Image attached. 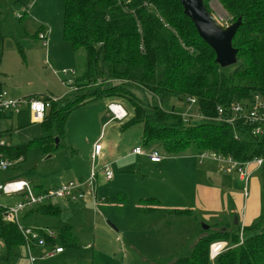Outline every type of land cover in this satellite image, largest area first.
<instances>
[{
  "label": "trees",
  "instance_id": "obj_1",
  "mask_svg": "<svg viewBox=\"0 0 264 264\" xmlns=\"http://www.w3.org/2000/svg\"><path fill=\"white\" fill-rule=\"evenodd\" d=\"M30 1L13 0L26 7L25 14ZM61 1L63 38L73 50L82 49L85 55V71L75 81L80 90L55 101L43 94L31 95L49 101L40 122L45 135L25 144L0 145L2 156L11 160L21 157V162L32 145L43 153L55 151L60 144L55 147L51 130L55 128L61 138L71 110L106 99L126 110L121 120L123 129L140 124L143 144L157 141L170 156L194 148L197 153L208 150L240 163L264 157V131L253 134L251 125L240 120L232 124L210 120L193 123L185 121L183 110L164 107L172 99L193 98L198 112L214 117L217 106L224 107L225 115H229L227 109L232 103L249 100L255 94L264 97V0H217L230 23L238 18L241 21L232 38L237 50L232 70L215 62L213 49L199 37L178 0ZM209 1L203 4L211 11ZM4 38L0 31V42ZM16 46L23 55L19 42ZM132 87L147 94V100L136 97ZM141 203L138 210L144 215L158 212L166 217L191 216L198 224L196 237L187 249L170 256V264H264V218L243 226L233 221L217 224L218 229L211 232V225L207 230L201 228L203 220L193 209L165 208L154 197ZM61 214L60 203H49L31 208L23 216L56 218L53 226L34 228L54 233V239L46 234L47 247H76L71 226ZM215 240L226 241L228 248L211 262L209 244ZM0 241L4 247L0 262L11 264L15 249L24 239L15 224L1 218Z\"/></svg>",
  "mask_w": 264,
  "mask_h": 264
},
{
  "label": "rangeland",
  "instance_id": "obj_2",
  "mask_svg": "<svg viewBox=\"0 0 264 264\" xmlns=\"http://www.w3.org/2000/svg\"><path fill=\"white\" fill-rule=\"evenodd\" d=\"M209 6L220 17L225 15L217 0H210ZM25 11V6L13 0H0V31L5 36L4 41L0 42L2 90L12 98L29 97L32 94L59 98L78 92L80 88L76 87L75 81L85 71V55L82 49L73 50L63 38L62 1L31 0L26 14ZM41 27L51 30L47 47L36 35ZM16 42L22 46L23 55L17 49ZM234 66H228L226 70H232ZM62 70L73 71L74 74L65 75ZM131 89L143 102L147 100V94L143 91ZM107 104L108 100L99 99L71 110L65 119L61 138L57 136L55 128L50 132L59 138L60 145L55 151L43 153L39 147L32 145L26 151L24 160L1 175L3 181L27 179L31 186L37 185L33 187L35 191L76 180L89 173L92 162L89 148L93 146L92 142L99 132H102L101 136L104 135V139H101L103 155L96 160L95 168L99 172L97 197L102 200L106 198L108 205L102 207L105 205L100 201L95 206L89 197L81 202L67 199L55 201L62 205L61 218L70 224L77 246L64 248L63 252L53 257L39 258L35 264H170V256L187 249L196 237L198 224L193 217H166L158 212L144 215L138 208L143 206L141 198L154 196L162 207H190L195 208L198 214L195 184L201 175L196 172L192 177L185 171L182 161H193L196 167H204V164L211 162L206 159L202 162L204 166H201L196 158H190L196 153L194 148L170 156L157 141L143 144L142 126L136 124L123 129L122 121L112 118ZM172 106L189 115L197 112L195 104H189L187 100L172 99L164 105L167 109ZM43 135L41 123L31 121L28 106H23L19 113L7 111L0 117V139L6 144H25ZM72 145L75 151H71ZM135 146L143 153H133ZM153 151L162 156L161 165L151 164L147 160L145 153ZM121 155L123 157L117 164H110L114 178L105 180L100 169L107 164L106 156L117 158ZM254 175L259 184L257 195L260 202L255 219H261L264 218V166L257 168ZM229 184V189L236 190L238 187L241 191L240 185ZM17 200V196L0 195L3 204H13ZM23 215L21 213L19 218L25 226H53L58 222L56 218H26ZM236 216L239 217L238 214ZM224 217L230 224L234 216ZM219 219H202L201 223L211 225L212 232L218 229L220 224L214 222ZM239 222H243L241 216ZM15 254L14 260L17 261L19 249L15 250Z\"/></svg>",
  "mask_w": 264,
  "mask_h": 264
},
{
  "label": "built area",
  "instance_id": "obj_3",
  "mask_svg": "<svg viewBox=\"0 0 264 264\" xmlns=\"http://www.w3.org/2000/svg\"><path fill=\"white\" fill-rule=\"evenodd\" d=\"M218 2V1H217ZM210 7V6H209ZM213 8H210V12L213 13L216 20L223 26L230 24V17L225 12V15L220 17ZM223 9V8H222ZM224 10V9H223ZM51 30L44 27L39 33L38 38L43 42V46H48ZM63 74H74L73 71L67 70L61 71ZM69 82V80H68ZM57 98H51L55 101ZM189 104H195V99L187 98ZM27 105L31 114L32 122H41L44 114L49 106V101L39 99L35 96L12 98L8 96L5 90L0 91V112H15L19 113L21 108ZM108 110L115 120H123L126 117V110L124 107L115 102H111L108 105ZM225 108L217 106L216 116L209 117L196 112L192 115L182 113L185 121L198 120L202 121H220L228 124H232L238 120L243 123L250 124L253 134H259L264 131V97L259 94L253 95L249 100L238 101L232 103L227 111L229 115H225ZM237 137V136H235ZM4 143L0 141V145ZM101 143L98 141L93 143L92 146V166L88 176L81 180H71L65 183H61L56 186L43 188L35 191L33 187L25 179H13L3 181L1 175L11 169H13L17 163L20 162L21 157L17 160L7 159L0 153V195L6 197L17 196L18 200L13 204H3L0 201V218L9 223L16 225L18 231L21 233L24 243L23 247L26 251V257L29 264H35L39 258L53 257L56 254L63 252V248L60 246L47 247L46 246V234L54 239L55 235L50 229H36L34 227L25 226L20 222V214L25 211L45 204H55V201L61 199H67L69 201H85L89 197L95 206L99 205L102 199L97 197V176L98 170L95 168L94 160L100 155ZM135 154H142V150L139 147L132 149ZM145 156L151 162H159L162 160L156 152L145 153ZM198 162L202 163L204 160H211L223 165V170L226 173L236 172L237 176L243 182V192L247 196V186L250 173L253 169H257L264 166V157H254L253 159L240 163L233 160L230 156L223 157L217 153L202 150L197 153ZM250 167H253L250 169ZM100 172L103 174L105 180H111L113 178V170L110 164H104ZM241 241V234L239 235ZM89 247V245H87ZM228 248V243L224 240H215L209 244V260L213 261L219 254ZM33 249H39L38 252Z\"/></svg>",
  "mask_w": 264,
  "mask_h": 264
},
{
  "label": "crops",
  "instance_id": "obj_4",
  "mask_svg": "<svg viewBox=\"0 0 264 264\" xmlns=\"http://www.w3.org/2000/svg\"><path fill=\"white\" fill-rule=\"evenodd\" d=\"M32 95H38V94H32ZM61 96H63V95H61ZM24 106L27 107V105H24ZM4 114H5V112H0V117L4 116ZM109 120H111V118ZM101 133L102 132H99L98 136H96L95 140L92 142V145L97 140H99V142L101 143V139H104V135L101 136ZM0 141L3 142L5 145H12V144H6L2 139H0ZM135 147H138V146H135ZM71 151H75V148L73 145L71 146ZM89 152H90V158H91L92 146H91V149L89 148ZM102 155H103V146L101 144V152H100V155L95 158L94 165L96 163V160L98 158L100 159L102 157ZM137 155H139V154H137ZM121 157H123V155L117 156V158L112 157V156H106L105 160L107 161L106 162L107 164L114 165L117 161H119V159ZM189 157L190 158H192V157L196 158L197 162H198L197 152L193 156H189ZM146 158H147V160H149L147 156H146ZM91 160H92V158H91ZM149 162L151 164H160L161 165V163L163 161L161 160L159 162H151L149 160ZM165 162H168V161H165ZM182 162H183L182 163L183 166L185 167V171L188 172L189 174H191L192 177L195 176L196 172H198V175H201V176H198V183L195 184V191L198 193V204L195 207L198 209V214L201 216L202 219L221 218L219 220H215L214 223H216V224H227L229 222V220H227V218L224 216L231 215V217H233V216L238 214V216H239L238 217V223H240L241 226L248 224V223H251L252 221H254L256 219H259V218L255 219V217L258 215L259 210H260V202H259V197L257 195L259 184H258V180H257L256 176L254 175V173H256V169H253L250 173V176H251L250 183H248V186H247L248 195L245 196L244 192H243V187H244L243 182L237 176L236 172H235V174L234 173L233 174H229V173L227 174L223 170L224 169L223 165L219 164L218 162H214V161L209 160V162H211V163L204 164L205 166L203 165V163L198 162L199 164H201V166H204V167H196V165H194L193 161H190V160H186V161H182ZM92 163H93V161L91 162V166H92ZM91 166H90V170H91ZM90 170H89V172H90ZM88 174H86L84 176H80L76 180L84 179L88 176ZM113 178H114V173H113ZM201 178L203 180H201ZM97 179H98V176H97ZM25 180L29 183V181L27 179H25ZM111 180H109V181H111ZM234 181H236V182H234ZM229 182L234 183L236 186L240 185L241 191L239 192L238 187L236 190H233L231 188L229 189V187H230ZM213 183H215V185H217V186L213 185ZM97 185H98V183H97ZM34 186H37V185H33L32 187H34ZM41 189H43V188H41ZM97 191H98V187H97ZM150 197H154V196H150ZM147 198H149V197H147ZM154 198H156V197H154ZM141 199H145V198H141ZM79 202H81V201H79ZM102 202H104V205H105L102 207H106L108 205V203H107L108 200L106 198H103ZM58 203H60V202H58ZM189 209L195 210V208H190V207H189ZM240 216L242 217L243 222H239ZM0 247L2 248V253H3L4 247H3V244L1 241H0ZM17 249H19L20 257L17 259V261L13 259L11 264H29V263H27L28 261L26 258V251H25L23 245L17 247L15 250H17ZM36 250L37 249H33V251H36ZM2 253L0 254V257L2 255ZM15 256H16V254H15Z\"/></svg>",
  "mask_w": 264,
  "mask_h": 264
},
{
  "label": "water",
  "instance_id": "obj_5",
  "mask_svg": "<svg viewBox=\"0 0 264 264\" xmlns=\"http://www.w3.org/2000/svg\"><path fill=\"white\" fill-rule=\"evenodd\" d=\"M183 12L192 21L199 37L203 39L214 51L215 62L226 68L237 63V50L232 46V38L241 21H236L227 26L221 25L212 12L203 4L204 0H178ZM55 147L59 144V138L54 137ZM238 217H233V224L237 225ZM201 228L207 230L209 225L201 223Z\"/></svg>",
  "mask_w": 264,
  "mask_h": 264
}]
</instances>
